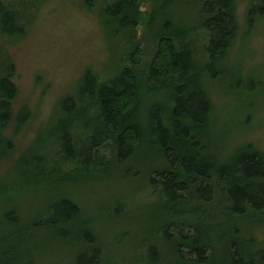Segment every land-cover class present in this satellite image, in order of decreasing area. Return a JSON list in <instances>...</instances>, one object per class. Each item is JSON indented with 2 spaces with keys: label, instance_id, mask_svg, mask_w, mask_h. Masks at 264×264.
Segmentation results:
<instances>
[{
  "label": "trees",
  "instance_id": "1",
  "mask_svg": "<svg viewBox=\"0 0 264 264\" xmlns=\"http://www.w3.org/2000/svg\"><path fill=\"white\" fill-rule=\"evenodd\" d=\"M138 1L116 0L108 7L112 9L109 14L116 16L122 28H136ZM179 1L191 0L171 3ZM199 1L201 29L184 25L177 30L165 16L155 34L152 55L135 49L123 67L107 77L87 70L76 87V95L68 94L57 104L63 116L51 132L50 141L59 142V150L45 148L41 158L34 153L17 164L22 166V180L32 170L37 178H47V183L72 182L79 177L107 181L144 149L152 157L147 165L153 166L145 186L154 201L148 204L165 213L152 220L155 223L147 228L137 251L146 246L148 252L161 257L164 244L167 252H172V264H264V248L256 250L249 245L251 241L245 240L233 222L264 216V152L245 145L222 158L203 142L206 126L213 125L214 110L206 82L217 76L215 66L229 54L238 28V1ZM257 1L249 6V18L260 8ZM19 5L27 3L20 0ZM158 10L166 9L162 5ZM24 11L11 0H0V155L6 153L10 143L5 135L7 128L22 127L32 116L28 107H14L19 92L14 80L16 65L4 45L24 37L31 29L36 11ZM133 54L139 55L136 58ZM158 54L162 57L161 67L156 63ZM161 90L172 92L166 101L157 96ZM60 187L59 183L52 184L50 192L56 194ZM44 209L34 217L36 221L37 216L43 219L38 224L20 227L10 208L1 220L26 235V231H39L35 228L42 225L46 230L40 228L42 232L79 246L70 258L73 264H111L102 255L96 234L69 228L81 213L71 199L52 196ZM207 221L222 231L220 239L230 236L225 248L202 224ZM185 228L190 231L187 236L175 237L169 231L182 232ZM207 250L212 254L208 256ZM161 258L165 260V256ZM8 259L13 257L9 258L6 250L0 252V264Z\"/></svg>",
  "mask_w": 264,
  "mask_h": 264
},
{
  "label": "rangeland",
  "instance_id": "2",
  "mask_svg": "<svg viewBox=\"0 0 264 264\" xmlns=\"http://www.w3.org/2000/svg\"><path fill=\"white\" fill-rule=\"evenodd\" d=\"M11 1L21 11H36V16L24 37L4 43L16 65L14 80L19 92L14 107L26 106L32 115L24 126L7 128L5 135L10 143L6 153L0 155V236L4 238H1L0 252L6 250L9 258L14 259H8L4 264L75 263L70 258L79 246L42 232V225L35 228L39 231L25 230L26 235L17 228L12 229L13 224L1 220L10 208L20 227L38 224L43 219L37 216L36 221L34 217L44 212L45 203L55 195L67 197L79 207L81 213L76 224L69 228L96 234L102 255L111 264H172L169 262L173 258L172 252H167L164 244L161 246L165 253L161 257L165 256V260L148 252L146 246L137 251V244L146 238L147 228L155 223L152 220L165 213L158 206L148 204L154 201L145 186L153 166L147 165L152 157L146 155L144 149L111 179L90 181L79 177L72 182H58L61 187L56 194L50 191L52 184L58 183H47V178H37L32 170L22 180V166L17 163L34 153L41 158L45 148L59 150V142L50 141L51 132L57 129L55 127L63 116L57 104L68 94L76 95V87L87 70L107 77L120 70L135 49H144L152 55L155 34L165 16L177 30L184 25L201 29L202 3L199 0L175 3L171 0H139L138 26L122 28L116 16L109 14L112 9L108 7L116 0H42L39 4L38 0H24L27 5H19L20 0ZM237 1L238 28L229 54L215 66L217 76L206 82L214 110L213 125L206 126L203 142L208 144L209 151L222 158L245 145L264 152V2ZM255 1L260 8L249 18V6ZM162 5L166 9L164 12L158 10ZM197 43L202 47L201 42ZM161 58L159 54L156 57L159 67L162 66ZM171 76L176 80L174 74ZM171 93L161 90L157 96L160 101H166ZM118 210L121 212L114 214ZM233 222L245 240L251 241L249 245L256 250L264 248V216ZM202 224L210 229L216 243L223 248L227 246L230 236L220 239L222 231L217 226L208 221ZM227 227L231 229L229 225ZM169 231L175 237L190 234L188 228L182 232ZM207 254L211 255V250H207Z\"/></svg>",
  "mask_w": 264,
  "mask_h": 264
}]
</instances>
